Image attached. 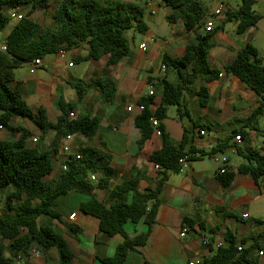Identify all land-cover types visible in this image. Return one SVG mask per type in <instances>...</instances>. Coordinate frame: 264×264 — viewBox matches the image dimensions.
<instances>
[{
	"label": "crops",
	"instance_id": "1",
	"mask_svg": "<svg viewBox=\"0 0 264 264\" xmlns=\"http://www.w3.org/2000/svg\"><path fill=\"white\" fill-rule=\"evenodd\" d=\"M57 1L52 3L54 6L52 4V7L50 6L52 8L50 18ZM120 1L141 5L136 3L138 0ZM144 2L145 5L149 3L147 14L144 13L143 17L147 30L144 34H139V38L135 35L138 33L132 31L129 45L131 55L118 64L105 68V58L95 62L77 63L76 58L86 53L85 47L80 46L64 52L62 58L59 54H55L41 60V66L38 69H48L50 66L53 71L50 78H40L35 75L36 71L30 74L28 68L26 75H22L18 69L24 65L13 71V81L9 83V87L12 90H18L33 112L42 108L50 123H56L60 115L56 107L58 97H62L67 103L75 104L73 118L89 116L100 121L97 132L90 141L79 135L55 141L54 131L49 130L42 134L30 122L21 119H14L9 128L0 129V143L18 140L20 133L17 129L20 127L30 132L26 140L28 149L37 153H50L53 172L48 176V181L59 174L61 164L66 157H78L85 147H91L105 155L109 165L118 171L112 186L122 179H130L140 173L143 178L139 181L137 189L143 191L153 187L158 168L148 162V157L159 150L161 144L157 135L153 134L139 147L140 132L134 125V118L142 110L138 101L142 96L153 91V87L148 85L150 78L155 83L161 79L171 84L179 83L175 71L162 69L163 56L167 55L173 59L181 58L186 45L195 43L196 35L203 34L205 24L209 21L213 23V21L207 16L200 30L186 32L179 18L167 20L172 13L169 9L166 20L171 34L162 35L159 33L161 24L157 20L155 6L150 3V0ZM223 6V13L216 16L222 23L225 21L227 11H236H232L224 4ZM152 9L156 11L155 16L150 14ZM27 12L28 9L20 7L15 10L6 9L7 15L24 16ZM9 23H12V26L7 29ZM9 23L0 31V52L17 20L10 18ZM236 26L235 21L236 35L231 37L222 33V29L215 34L213 48L208 55V62L213 68L223 69L233 61L246 44L253 45L260 55L261 48L252 31L257 32L256 26L248 28L243 34L236 33ZM152 27L157 28L158 32H154ZM214 27L219 26L214 25ZM150 36L154 38L150 40ZM143 43L146 46L140 49ZM262 59L264 60V57ZM70 64L72 65L69 66ZM104 69L116 87L110 102H103L101 99V86H106ZM73 79L87 84L98 83V81L102 83L101 86L98 84V88L89 89L84 98L77 102L76 94L69 86V82ZM202 85L204 84L198 82L197 87ZM205 87L209 94L206 107H200L197 96L185 94L178 108L175 106L168 108L164 127L171 141L178 143L182 139L184 128L192 129L193 125L197 124L198 126L193 129V145L207 153L217 148L218 143L226 139L232 131L247 125L246 122L253 109L259 105L260 99L231 75L223 74L217 81L210 82ZM159 102L160 96L157 94L151 106L152 112L155 111ZM128 108L130 111L127 110ZM171 110H175V113H171ZM224 126H227V129L221 138L219 133ZM257 127L262 134L251 132L249 142L233 141L242 153L250 148L256 149V145L264 140V115L257 120ZM200 132L203 134L201 135ZM229 154L239 157L241 161L233 163L227 156ZM241 163L242 158L235 149L227 148L223 152H216L211 157L206 156L193 162H186L179 173L169 174L160 193V205L146 245L129 250L123 264H199L202 258L213 255L217 251L216 243H225L226 231L238 239L250 238L260 247L264 246V230H262L264 177L256 183L250 176L235 175L228 189H223L216 180L221 168H226L228 172H235ZM1 193L6 194L4 197L0 196V216L13 213L16 205L13 189L10 187L0 190ZM94 194L97 201L106 202V191L98 190ZM90 199L88 195L78 193L59 197L55 201V211L59 215V220L48 217L37 219L38 226L51 227L65 241L71 255L68 264H103L102 260L112 258L117 247L123 242V237L119 234L109 237L101 233L99 219L82 210L81 206ZM37 203L34 202V205ZM72 214H76L74 220L69 219ZM244 215L247 217L244 218ZM185 219L190 220L193 226L184 237H181ZM146 230L147 226L143 218L135 224L127 222L124 225V231L129 238H135ZM205 238L207 241L204 244ZM4 245L6 246L7 242H4ZM258 251L256 250L253 256L257 257L260 264H264V255L257 256ZM5 257L10 259L12 264L59 263V253L56 248L48 250L33 248L16 256L7 252Z\"/></svg>",
	"mask_w": 264,
	"mask_h": 264
},
{
	"label": "trees",
	"instance_id": "2",
	"mask_svg": "<svg viewBox=\"0 0 264 264\" xmlns=\"http://www.w3.org/2000/svg\"><path fill=\"white\" fill-rule=\"evenodd\" d=\"M103 1V2H102ZM58 0L51 15L52 27L44 26L31 19L32 13L41 9L48 12L55 0H0V31L10 22L6 9L26 8L28 12L12 28L5 39V51L0 52V125L9 128L14 119L30 122L42 134L51 130L55 132V141L72 135H79L90 141L96 134L99 120L89 116L70 118L75 104L67 103L58 97L56 107L60 112L56 123H50L42 108L33 112L18 90H12L9 83L13 81V71L33 60H43L47 56L68 52L80 46L85 47V55L76 58L77 63L106 59L105 68L118 64L131 55L127 31L144 34L147 30L143 17L144 7L135 3L120 0ZM257 0H240L239 8L225 13V21L237 22L236 33L243 34L248 28L255 27L262 17L252 7ZM165 7L172 11L168 21L179 18L186 32L200 30L204 24L206 7L202 0H162ZM221 30L196 35L193 44H187L184 54L179 59L167 55L162 64L175 71L178 84H171L165 79L154 82L148 79L153 87L152 94L142 96L138 105L142 107L134 118V125L140 132L139 147L156 132L161 147L148 157V162L158 168L153 187L139 191L138 183L143 175L138 173L130 179H122L112 186L118 171L112 168L105 155L91 147H85L81 154L66 157L59 174L47 180L53 172L50 153H37L26 147L30 132L18 128L20 137L15 141L0 143V190L13 189L16 205L13 213L0 216V264H12L5 254L16 256L33 248L48 250L56 248L59 253L58 264H68L70 252L65 241L51 227H40L37 219L48 217L59 220L55 211L57 198L70 193L84 194L91 199L81 206L82 210L99 219V231L109 237L119 234L123 237L112 258L103 259V264H123L127 252L146 245L150 228L155 222L160 205V193L169 174L179 173L182 169L179 160L193 162L200 158L211 157L216 152L234 148L242 158V163L235 172L218 173L217 182L223 189H228L235 175L250 176L256 183L264 177V150L250 148L241 152L235 144V138L241 142H249L250 133L262 134L257 127V120L264 115V60L257 49L246 44L233 61L223 69L213 68L208 62V55L213 48V38ZM231 75L243 83L260 99L259 105L253 109L246 126L232 131L226 139L220 141L213 151L205 152L194 145V131L184 128L180 142L171 141L164 127L169 107H179L182 97L187 94L199 98L200 107L207 106L210 82L217 81L221 75ZM106 86L98 83L87 84L79 80H71L69 86L74 90L77 102H80L91 88L102 89L101 99L110 102L116 87L103 71ZM198 82L202 86L197 87ZM109 91L111 92L109 94ZM159 94L160 102L155 111L151 106ZM179 110V109H178ZM180 115V112H179ZM178 115V119H179ZM153 120L156 125H153ZM204 129V127H201ZM97 176V179H96ZM106 191V202L95 198V191ZM131 199L129 200V197ZM24 197V199H22ZM34 202H38L34 205ZM147 230L129 238L124 225L127 222L137 223L141 219ZM184 225L192 227L193 223L185 219ZM202 226L201 224L199 225ZM75 232V231H74ZM225 246L217 249L210 256L201 259L199 264H260L253 254L258 251L259 257L264 255V246L260 247L250 238L238 239L229 231L224 233ZM7 242V245H4ZM252 242V243H251ZM259 252L262 255H259Z\"/></svg>",
	"mask_w": 264,
	"mask_h": 264
},
{
	"label": "rangeland",
	"instance_id": "3",
	"mask_svg": "<svg viewBox=\"0 0 264 264\" xmlns=\"http://www.w3.org/2000/svg\"><path fill=\"white\" fill-rule=\"evenodd\" d=\"M98 1H102V0H98ZM145 0H138L136 1V3H140L141 5L144 6L145 9V15L147 14V7L149 5V3H147L145 5ZM151 4H153L155 6V9L157 11V20L159 21V23L161 24V30L159 31L160 34L162 35H170L171 34V30L169 28V24L166 20V16L168 14V8L164 6L162 0H150ZM205 7H206V14L205 17H209V19H211L214 23L215 26H219L221 27V32L226 34L227 36L231 37V35H236L235 34V21H230V22H226V23H222L220 21V19L216 16L213 17V12L216 8H218V6L220 4H224L227 7H229L232 11L233 10H237L240 6V0H202ZM103 2V1H102ZM52 6H54V4H52ZM51 6V7H52ZM49 8V11L47 13H44L43 10L41 9H37L35 10L32 15L31 18L35 21H37L38 23L44 24V26H48V27H52V20L50 18V13L52 11V8ZM252 10L256 13L259 14L262 19L259 22L258 25H256V30H252L253 34L255 35L256 38V42L258 44V46H260V56L264 57V0H257L256 3L253 5ZM13 23V22H12ZM12 23H9V25L7 26V29H9L12 26ZM152 30L154 32H158L157 28L152 27ZM255 31V32H254ZM133 32L132 31H127L124 33V35L126 36V38L128 39V44L130 45L131 43V34ZM137 38L140 37L139 34H135ZM0 43H1V38H0ZM103 59V58H102ZM28 66L24 65L22 68L18 69L19 73L22 75H26V71H27ZM52 69L49 66V68H41V69H37L35 72V75H37L40 78H50L52 76ZM171 113H175V110H171ZM202 124V123H200ZM227 126L221 127L222 132L219 133V136H223L224 131H226ZM223 138V137H221ZM260 142V141H259ZM231 158L233 163H238L241 161V159L237 156H233L232 154L227 155ZM97 179V176H96ZM6 193H1L0 196L4 197Z\"/></svg>",
	"mask_w": 264,
	"mask_h": 264
},
{
	"label": "built area",
	"instance_id": "4",
	"mask_svg": "<svg viewBox=\"0 0 264 264\" xmlns=\"http://www.w3.org/2000/svg\"><path fill=\"white\" fill-rule=\"evenodd\" d=\"M223 11H224V6H223V4H220V5L218 6V8H216V9L214 10V12H213V16H219V15H221V14L223 13ZM150 14H151L152 16H155V15H156V11H155L154 9H152L151 12H150ZM9 18H11V19H16V20H20V19L22 18V16H20V15H15V14H10V15H9ZM214 29H215V27H214L213 23H212L211 21H209V22H207V23L205 24L204 32H206V33H211V32L214 31ZM153 38H154L153 36H150L149 39L152 40ZM145 46H146V44L143 43L142 45H140V49H143ZM1 51H5V45L1 48ZM58 54H59V57H60V58H62V57L64 56V52H62V51L59 52ZM26 65L28 66V72H29L30 74H33V73H34V72H35V71L41 66V60L36 59V60H33V61L29 62V63L26 64ZM71 65H72V64H70L69 66H71ZM162 69L165 70L166 67L163 66ZM151 94H152V92L150 91V92H149V95H151ZM127 110L130 111V108H128ZM69 117L72 118V117H73V114H70ZM152 122H153V125L155 126V125H156V121L153 120ZM1 128H2V126L0 125V129H1ZM200 134L202 135L203 133L200 132ZM156 135H159V133L156 132ZM235 140H236V142L241 141V140L239 139V137H236ZM33 141L35 142V140H33ZM256 149H257V150H261V151L264 150V140L261 141V143H259L258 145H256ZM179 163H180L181 166L183 167V166H185V164H186V160H185V159H181V160H179ZM225 171H226V168H221V169L219 170L218 173L222 174V173H224ZM75 216H76V214H72V215H70L69 219H70V220H74V219H75ZM246 217H247V215H244V218H246ZM189 230H190V227H188L187 225H183L180 236H181V237H184L185 234H186ZM262 230H264V226H262ZM206 241H207V240H206V238H205V239L203 240V243L205 244ZM225 245H226L225 243H216L215 247H216V249H219V248H221V247H224ZM33 253L38 254L37 252H34V251H33ZM259 255H262V253L259 252Z\"/></svg>",
	"mask_w": 264,
	"mask_h": 264
}]
</instances>
